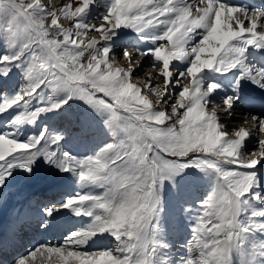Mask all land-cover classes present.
Masks as SVG:
<instances>
[{"label": "snow or ice", "instance_id": "6c2138e0", "mask_svg": "<svg viewBox=\"0 0 264 264\" xmlns=\"http://www.w3.org/2000/svg\"><path fill=\"white\" fill-rule=\"evenodd\" d=\"M96 3L73 0L49 11L41 0H0V22L13 37L11 54L0 55V76L15 67L22 80L15 94L0 100V114L27 109L34 100L37 105L6 128L33 125L43 113L79 99L110 137L93 155L76 158L46 129L23 141L0 131V188L14 170L31 174L43 159L72 175L78 189L45 215L69 209L89 221L62 244L37 246L16 264H37L38 258L39 264H153L159 188L190 167L210 170L213 181L192 216L183 264H264V243H245L252 233L264 235V207H256L264 205V194L253 171L264 162V117L246 115L241 126L229 128L233 97L216 104L209 97L217 85L200 78L206 70H239L237 81L264 89V69L243 59L249 48L264 49V11L225 0H109L96 23L85 22ZM61 18L71 26L64 28ZM120 29L143 35L151 47L113 55L110 42ZM145 57L152 66L140 82L136 73ZM45 91L50 100L64 98L40 106ZM250 137L256 148L245 152ZM104 234L115 241L111 248L86 250Z\"/></svg>", "mask_w": 264, "mask_h": 264}, {"label": "rangeland", "instance_id": "374dc122", "mask_svg": "<svg viewBox=\"0 0 264 264\" xmlns=\"http://www.w3.org/2000/svg\"><path fill=\"white\" fill-rule=\"evenodd\" d=\"M62 2L63 3H72L73 0H41V3H43L45 5H49V4L51 5V7L48 9L49 11H52L53 9H55ZM77 2H78V0H77ZM108 5H109V0H105V1L104 0H97V3L92 5L90 10H88V12H92V13H88L86 15L85 22L96 23V21H98L100 19V17L105 13ZM60 22L63 25V27L66 29L71 26L70 21L64 20L63 18H61ZM73 31H74V29H73ZM118 35H120V36H118ZM91 38L92 37L89 36L87 39H91ZM87 39L85 40V43H87ZM113 41H114V43L110 42V44L113 48L112 54L116 55L117 57L122 56L125 49H130V48L135 47V48H139L141 50H146L147 48L151 47V44L148 43V41L142 35L138 36L136 34H133V31H131L129 29L118 30L117 35L113 37ZM135 41H138V43L136 45L134 44V43H136ZM131 42H134V43H131ZM12 43H13V37L10 36L9 33L7 32L5 24L0 22V55L11 54V52L13 51V49L11 48ZM145 59H147V60H145ZM122 63H126V62H122ZM151 66H152V58L151 57H145L144 60L141 62V68L136 73L138 75V80L140 82H143L146 79V76H145L143 70L145 69V71H147V69ZM175 66L179 70H183V68L179 67V65H175ZM217 78L219 79V77H217ZM219 80L221 81V79H219ZM21 82H22V80H21L20 71L18 69H16L15 67L12 68V71L9 72L7 77L0 76V85L2 84L1 89H3V86H5L8 83H9V86L11 88L7 92L2 93V91H1V96L3 97V99L10 97L13 94H15V92L19 89ZM152 83L155 85L156 81H153ZM212 83H213V81H212ZM221 84L223 85V88H225L227 90V87L225 86V82L221 81ZM217 88L220 89L218 86H217ZM220 90L224 92V96L218 97L217 100L218 99L219 100L216 102V104H221L223 99L226 98L225 97V91L222 89H220ZM48 97H49V94H48V92L45 91L42 94V96L40 97V99H41V105L40 106H43V105L45 106V104H50L53 101L59 102L60 100H62L64 98V94L57 95L52 100H50ZM227 97H233V99L235 98L232 95H229ZM213 102H215V101H213ZM234 102H235V99H234ZM234 102H233V104H234ZM35 107H37V105H36L35 100H34L31 104V106L29 108L25 109V111H30V110H32V108H35ZM13 109L17 110V109H21V108L17 107V108H13ZM13 109H9V110H13ZM68 109H69V114L71 115L70 118H71V120L73 118V120L71 121V125H70L71 129L69 128V129H67V131L65 130L66 132H64V134L65 133L69 134L68 138H66V139L64 138V142H60V144H59V148L62 151L68 152L70 155H72L76 158H83V157H86L89 155H93L96 151H98L101 147H103L104 144L110 142V137L108 136V133L103 126V122H102L101 118L98 117L83 101H81L79 99L69 100L68 103L63 105L62 108L55 110V111L47 112L46 116H44V113H43L35 121V123L33 125L24 124L22 126H14L12 128H8L7 131L12 132L14 138L21 140V141L26 140L28 136L35 137V136L39 135L41 130H45V129L47 130V132L49 134L54 135V133H56V134H58V136H60L61 134H59V132L57 133L50 128V122L49 121L52 120V118H54V116L59 111L68 110ZM232 109H234L233 110V116L235 119L234 124H236L237 126L241 125L240 122L243 120V117L246 116V115H243V114H245V113H243L244 111L242 112L240 109H238L234 106H232ZM19 112L20 111L17 110L14 113L13 117L16 116ZM72 112L74 113V115ZM3 116H4V113L2 114V116L0 114V119ZM74 119L76 120L75 122H74ZM11 120H12V117H11V119H8V121H6V123H8ZM6 125L7 124H4V126H6ZM24 129H26L28 131H25ZM0 130H2L1 127H0ZM4 130H5V128L3 127V131ZM68 131H70V132H68ZM250 138H253V137H250ZM245 144H247L249 147V148L244 147L245 152L254 151L256 148V142H255V144H253L251 140H248L247 142H245ZM258 166H260V165H258ZM198 170L202 171L200 169H197L196 167L186 168L182 172H180L179 174L174 175L171 178L165 179L163 181L162 185L160 186L159 191H158V196H159L160 201H161V204L159 206L161 211H160L159 219H158L157 224H156L155 232L153 233V243H154V246L156 248V251L161 249V248H164L165 247L164 242L166 239H168L166 234H165V236H163L165 224L167 222H171L172 217L174 215H175L174 216L175 219H178L180 221L187 219L186 216L191 215V212L188 211V212H186V214H184V212H183V215L181 217L178 216V212L175 210V204L172 203V198L174 197V195L177 194V191L174 190L175 184L177 182H180V181L188 182V184H191V187L189 186L191 189L197 188L198 186L208 185V176H206L207 174L206 173L198 174V172H199ZM259 170H261V169L257 168L253 171L256 172L257 179H259V182H260L261 178H264V175L262 173H260ZM205 171L208 173V175L213 176V174L210 172V170H205ZM64 174H66L65 177H68L69 179L76 181L75 178L72 175H69L68 173H61V176H63ZM65 177H62V178H65ZM186 179H188V180L185 181ZM52 182H54V181H52ZM52 182L47 183V185L51 184ZM31 188H29L28 191H30ZM203 189H206V187H203ZM77 190L74 191V193L71 196H73L77 192ZM261 190L262 191L264 190V186L261 188ZM261 193L263 194L264 192H261ZM63 202L64 201H61L60 204H62ZM57 205H59V204H57ZM16 206H17V203H16L15 207ZM65 210H67L71 214V210H68V209H65ZM195 212L196 211H194V213ZM75 217L79 218L82 216H76L75 215ZM186 231H187V229H186ZM257 235L258 234L254 233V237L255 236L257 237ZM162 236L164 237L163 240H162ZM95 242H97L96 247L88 249V247L92 246ZM62 243L63 242L59 243L58 245H60ZM114 243H115V241L113 240L112 237H110L108 234H104V236H102V237L95 238L94 242H89L86 250H88V251L107 250V249L111 248ZM252 244H254V243L252 242ZM38 246H40V245H38ZM170 246H171V241H168V244L166 245L165 248L168 247L169 251H171ZM28 253L29 252H27L24 256H26ZM177 254H178V252H177ZM155 255L158 257L154 256L153 264H163L164 262L159 258V255H157L156 252H155ZM169 255L172 256L171 254H169ZM170 259H172V258L170 257ZM17 260H15L12 264H16ZM168 262L170 264L172 263V261H168ZM253 264H256L255 260L253 261Z\"/></svg>", "mask_w": 264, "mask_h": 264}, {"label": "bare ground", "instance_id": "6f19581e", "mask_svg": "<svg viewBox=\"0 0 264 264\" xmlns=\"http://www.w3.org/2000/svg\"><path fill=\"white\" fill-rule=\"evenodd\" d=\"M88 13H92V12H87V14ZM133 34H136V33L133 32ZM118 36H120V35H118ZM262 53H264V49L249 48L246 51V54L243 58L245 64L251 65L252 60H253L256 62L257 65H259L260 64V55ZM247 55H248V57L252 58L251 62H250V60H248ZM145 60H147V59H145ZM177 65H179V64H177ZM179 67L184 68V67H186V65H179ZM252 67H255V66L252 65ZM209 73H212V72L206 70L205 72L201 73L200 78H201V81L204 85H207L208 83H212V80L205 78V75L209 74ZM226 75L227 74H223L222 76H226ZM255 90L260 92V93L261 92L264 93V89H261L258 86H257V89H255ZM223 96H224V92L217 88L216 91H214V93L209 97V99L212 101H215V103H216L219 100V99L217 100V98L223 97ZM231 110L233 112L234 109H231ZM241 110H242V112L244 111L243 113H245V114L242 113L243 115H255V116H259V117H264V113H262V112L257 113L254 110H251L248 108H241ZM73 115H74V113H73ZM1 116H2V114H1ZM70 116L71 115L69 114V109H68V110L59 111L54 116V118L52 119V122H53L52 125L60 128L59 134H61L60 135L61 137L64 136V138H65V136H67V133L64 134V132H66L67 129L70 128L71 121L73 120V118L71 120ZM234 120H235L234 116H232L227 121V126L229 128H231L233 126H235V127L237 126L236 124H234ZM75 121L76 120L74 119V122ZM60 124H64V126H61ZM239 126H241V125H238L237 127H239ZM68 132H70V131H68ZM249 140H251L253 144H255V142H256L254 137L249 138ZM244 147L249 148L247 144H245ZM245 148H244V151H245ZM261 167L264 169V162H262ZM60 176H61V172H59L58 169H56L55 167H52L50 164H45L43 159H38L35 162V164L32 167L31 174L24 173L23 171H20L18 169L14 170L13 174L5 182L4 187L0 188V228L4 222H10V221H13V219L14 220L18 219V217H14L15 212L13 211L14 205H16L17 201H19V200L21 201V199H23L32 190V188L47 186V183H50L52 181H57L60 178ZM263 181H264V178H261L260 182L258 179V182L260 184V190L264 186ZM58 185L63 186L61 184V182ZM28 187L29 188L32 187L30 189V191H28L29 190ZM64 211H66V212L64 213L63 216H61V214H54L53 213L52 216H46L45 215L44 218L47 221H49L52 218L53 220H50V222L52 223L51 225H53L56 222H60L62 220V218H64V216L71 217V214L67 210H64ZM186 229H188V227L184 226V224H183L182 227L180 228L179 232H184V231H186ZM165 233H166V236L167 235H172V237L175 236V234L172 232L165 231ZM253 237H254V233L250 234V237L245 238V243L246 244H252ZM167 238L169 240L168 239L165 240V242H164L165 247L168 244V241H171L170 237L167 236ZM261 243H264V238H263V240L261 239ZM165 247L162 250H165ZM167 252H169L168 247L166 248L165 251H159L158 250L157 255L158 254L160 255L161 260H163V262L164 261H172V263H173L175 258L170 259V257L168 255L163 256V254H165ZM156 257H158V256H156ZM179 262H180V264H183V260L182 261L180 260ZM37 264H39V259H37Z\"/></svg>", "mask_w": 264, "mask_h": 264}]
</instances>
